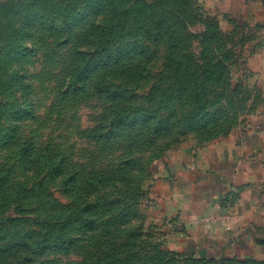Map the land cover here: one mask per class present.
Returning <instances> with one entry per match:
<instances>
[{
	"label": "rangeland",
	"instance_id": "rangeland-1",
	"mask_svg": "<svg viewBox=\"0 0 264 264\" xmlns=\"http://www.w3.org/2000/svg\"><path fill=\"white\" fill-rule=\"evenodd\" d=\"M254 125L264 0H0V264H264L175 250L142 208Z\"/></svg>",
	"mask_w": 264,
	"mask_h": 264
},
{
	"label": "crops",
	"instance_id": "crops-1",
	"mask_svg": "<svg viewBox=\"0 0 264 264\" xmlns=\"http://www.w3.org/2000/svg\"><path fill=\"white\" fill-rule=\"evenodd\" d=\"M263 151L264 126L254 125L220 146L185 154L172 174L156 176L153 199L142 206L154 213L147 222L171 226L175 250L264 262V168L255 164Z\"/></svg>",
	"mask_w": 264,
	"mask_h": 264
},
{
	"label": "trees",
	"instance_id": "trees-1",
	"mask_svg": "<svg viewBox=\"0 0 264 264\" xmlns=\"http://www.w3.org/2000/svg\"><path fill=\"white\" fill-rule=\"evenodd\" d=\"M237 262H244V260L236 259Z\"/></svg>",
	"mask_w": 264,
	"mask_h": 264
}]
</instances>
